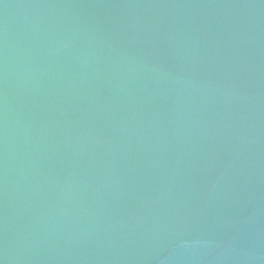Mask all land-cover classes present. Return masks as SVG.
Segmentation results:
<instances>
[{
    "label": "water",
    "instance_id": "water-1",
    "mask_svg": "<svg viewBox=\"0 0 264 264\" xmlns=\"http://www.w3.org/2000/svg\"><path fill=\"white\" fill-rule=\"evenodd\" d=\"M0 264H264V0H0Z\"/></svg>",
    "mask_w": 264,
    "mask_h": 264
}]
</instances>
